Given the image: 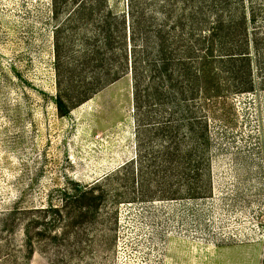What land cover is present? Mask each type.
I'll use <instances>...</instances> for the list:
<instances>
[{
    "label": "rangeland",
    "instance_id": "obj_1",
    "mask_svg": "<svg viewBox=\"0 0 264 264\" xmlns=\"http://www.w3.org/2000/svg\"><path fill=\"white\" fill-rule=\"evenodd\" d=\"M53 0H0V211L55 202L136 154L131 79L123 76L59 116L53 102ZM210 122L212 193L104 206L31 264H264V88L220 99ZM134 195L139 189L127 185ZM19 238V234L16 235ZM0 264L12 233L0 232Z\"/></svg>",
    "mask_w": 264,
    "mask_h": 264
},
{
    "label": "trees",
    "instance_id": "obj_2",
    "mask_svg": "<svg viewBox=\"0 0 264 264\" xmlns=\"http://www.w3.org/2000/svg\"><path fill=\"white\" fill-rule=\"evenodd\" d=\"M53 1L56 16L64 11L53 29L57 114L129 76L136 154L55 202L0 211V232L12 233L8 264L75 240L82 225L106 221L107 204L209 197L216 105L264 88V0Z\"/></svg>",
    "mask_w": 264,
    "mask_h": 264
}]
</instances>
